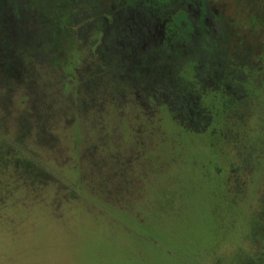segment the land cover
Wrapping results in <instances>:
<instances>
[{
	"label": "rangeland",
	"instance_id": "374dc122",
	"mask_svg": "<svg viewBox=\"0 0 264 264\" xmlns=\"http://www.w3.org/2000/svg\"><path fill=\"white\" fill-rule=\"evenodd\" d=\"M39 2L0 0V264H264V0H62L75 82Z\"/></svg>",
	"mask_w": 264,
	"mask_h": 264
},
{
	"label": "trees",
	"instance_id": "16d2710c",
	"mask_svg": "<svg viewBox=\"0 0 264 264\" xmlns=\"http://www.w3.org/2000/svg\"><path fill=\"white\" fill-rule=\"evenodd\" d=\"M39 1H41L39 2L40 7H42L41 10H43L45 14L49 17L51 24L54 26L53 28H55L54 31L55 33H53V36L51 38L52 40L53 37L55 39V43L57 47L56 51L60 49V46H63V44L66 43L67 49L64 50L63 58L67 57V55H69V44L72 45L71 41L75 42L73 59L69 63L70 78L72 82H75L74 80L77 74L76 68L78 67L77 65L82 61L80 57L81 55H79V48L77 47L78 43L80 42L79 40H77L75 36V32H78L81 26L87 21L82 17L81 14H79L80 11L79 13L75 12L77 10V6L75 3H71V5H66L64 2H62V0H51V1L39 0ZM92 32L94 31L92 30ZM76 41L78 43H76ZM62 51H58V53ZM60 58H62L61 55H59V59Z\"/></svg>",
	"mask_w": 264,
	"mask_h": 264
}]
</instances>
